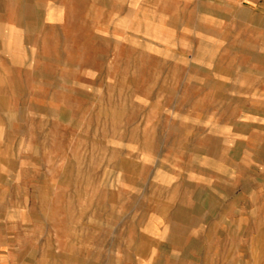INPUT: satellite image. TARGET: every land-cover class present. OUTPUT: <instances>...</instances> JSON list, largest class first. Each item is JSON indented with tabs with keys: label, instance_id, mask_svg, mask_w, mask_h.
I'll return each mask as SVG.
<instances>
[{
	"label": "rangeland",
	"instance_id": "obj_1",
	"mask_svg": "<svg viewBox=\"0 0 264 264\" xmlns=\"http://www.w3.org/2000/svg\"><path fill=\"white\" fill-rule=\"evenodd\" d=\"M0 264H264V0H0Z\"/></svg>",
	"mask_w": 264,
	"mask_h": 264
}]
</instances>
